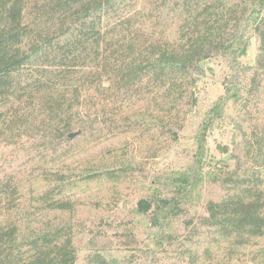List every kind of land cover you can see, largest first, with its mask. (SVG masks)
Masks as SVG:
<instances>
[{"label":"trees","instance_id":"trees-1","mask_svg":"<svg viewBox=\"0 0 264 264\" xmlns=\"http://www.w3.org/2000/svg\"><path fill=\"white\" fill-rule=\"evenodd\" d=\"M251 31L258 53L246 65L239 58ZM218 56L230 73L201 123L195 171L168 179L173 194L160 192L168 183L158 176L135 203L139 221L115 233L130 254L91 249L92 264H264V0H0V145L29 151L27 163L0 176V264H75L73 220L86 203L65 190L132 179L143 164L88 161L74 170L69 157L121 133L158 150L178 142L198 104L201 62ZM233 104L248 127L238 125L232 147L218 144L224 157L208 174L223 193L192 214L185 197L205 165L207 136L232 118ZM36 176L40 190L23 179ZM91 202L103 210L110 201Z\"/></svg>","mask_w":264,"mask_h":264},{"label":"rangeland","instance_id":"rangeland-1","mask_svg":"<svg viewBox=\"0 0 264 264\" xmlns=\"http://www.w3.org/2000/svg\"><path fill=\"white\" fill-rule=\"evenodd\" d=\"M248 41L247 52L239 58V61L246 65H254L259 41L253 31L248 33ZM201 69V73L196 77L198 104L191 112L178 142H167L161 150H158L153 146L151 148L147 145L139 146L134 134H114L100 141L84 143L87 144L84 146L85 149L77 150L67 160L69 169L74 170L80 169L88 161L114 165L119 160L132 159L135 164H143L142 173L138 177L121 182L77 181L76 186L65 190L69 197L86 203L79 207L73 220L80 232L75 239L78 251L75 264H92L87 261V254L91 249L100 247L106 248L119 260L130 254L131 250L120 244L115 233L123 229L126 223L123 221L131 218L136 219L134 223L139 221L140 218L133 213L136 201L142 195L150 193L152 188L150 185L158 176L160 181L168 183V185L160 183V192L171 190L170 194H173L175 187L170 185L168 179L175 182L173 179H177V174H193L195 171L194 152L197 149V136L201 130V123L214 103L225 93L224 79L230 73V64L224 57L218 56L203 60ZM238 108L240 109L239 106ZM239 109L234 104L228 107L227 112L233 115L232 118L217 122L207 136L205 165L198 168V176H193V185L189 186L185 197V207L192 214L204 213L205 203L209 199L219 198L223 193L219 184L208 173L215 163L224 157L218 144L226 143L232 147V140L238 135V125L248 127L247 122L238 115ZM27 152L29 151L24 149L23 144L0 145V176L27 163L29 160ZM37 177L39 176L23 177V179H26L28 184L36 185L39 187L37 190H40L44 187L45 181ZM98 199L109 200V208L101 210L95 207L91 201ZM119 199L121 202L116 204ZM107 216L112 217V224L101 226V219ZM175 227L177 222L174 218L171 228ZM139 237L143 240L141 245L144 247L149 242L147 235L140 234Z\"/></svg>","mask_w":264,"mask_h":264},{"label":"water","instance_id":"water-1","mask_svg":"<svg viewBox=\"0 0 264 264\" xmlns=\"http://www.w3.org/2000/svg\"><path fill=\"white\" fill-rule=\"evenodd\" d=\"M79 133H80V131L72 132V133H70V137H73V136H75V135H77V134H79Z\"/></svg>","mask_w":264,"mask_h":264}]
</instances>
